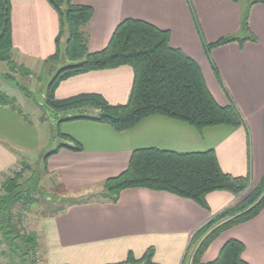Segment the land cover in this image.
I'll use <instances>...</instances> for the list:
<instances>
[{"label": "crops", "instance_id": "crops-1", "mask_svg": "<svg viewBox=\"0 0 264 264\" xmlns=\"http://www.w3.org/2000/svg\"><path fill=\"white\" fill-rule=\"evenodd\" d=\"M10 44L15 62L37 71L65 47L58 16L47 0H8ZM92 14L80 31L86 50H103L117 26L138 20L169 33V46L199 67L216 103L232 101L242 124L197 130L185 122L150 116L132 128L116 132L96 122L89 105L67 113L58 122L53 140L60 148L43 165V173L66 192L91 191L124 172L136 150L156 149L178 154L213 151L220 169L232 177H248L249 192L264 176V5L249 8L248 25L256 42H232L206 53V45L222 38L242 39L239 0H70ZM48 62V61H47ZM133 71L129 66L70 76L53 89V100L64 102L96 96L110 106L127 103ZM74 110V109H72ZM83 117V119H82ZM79 118V119H73ZM73 119V120H72ZM48 134H44V138ZM52 141L50 146H53ZM37 127L16 108L0 106V188L16 167L36 163L45 154ZM47 145V144H46ZM45 145V146H46ZM52 148V147H51ZM51 150V151H53ZM50 151V149H49ZM48 152V151H47ZM246 195V194H245ZM215 191L205 197L206 208L176 195L146 188L126 189L116 202L60 204L40 219L34 234L42 264H124L153 253L152 264H183L194 235L212 218L243 197ZM1 239V238H0ZM230 240L244 247L246 264H264V209L251 221L222 232L205 250L201 263L213 262ZM2 241V240H1ZM0 241V248L4 245ZM145 264V263H139Z\"/></svg>", "mask_w": 264, "mask_h": 264}, {"label": "trees", "instance_id": "trees-1", "mask_svg": "<svg viewBox=\"0 0 264 264\" xmlns=\"http://www.w3.org/2000/svg\"><path fill=\"white\" fill-rule=\"evenodd\" d=\"M55 10L60 26V35L68 30V38L63 57L70 62L56 72L47 85L46 101L53 110H72L93 106L98 115L92 120L109 125L114 131L128 130L141 120L150 116H164L185 122L197 130L208 127H238L242 118L232 101L225 107L219 106L208 91L198 65L180 50L169 46V33L154 26L138 21L125 20L113 32L107 46L96 53L86 50V36L80 31L91 17L87 7L74 6L70 0H47ZM237 1V0H233ZM263 4L264 0H248L241 15L240 28L242 39L227 37L206 45V53L211 49L237 42L240 46L246 42H256L248 25L249 8ZM10 44V19L8 0H0V45ZM57 50L48 62L59 60ZM45 63H48V62ZM129 66L133 71L132 86L127 103L110 106L96 96L78 97L64 102L53 100V89L64 79L90 71ZM14 102L0 94V106L13 107ZM79 119V118H73ZM72 119V120H73ZM83 119V117H82ZM64 121L60 120L59 122ZM67 148L81 151L80 146H59L37 159L43 166L45 161L58 149ZM21 171L0 188V237L6 245L0 258L9 264H36V260L27 262V257L37 248L35 234L26 235L19 230V217L11 214L17 206H32L37 203L39 176L31 174L24 177L27 167L20 165ZM60 187V186H56ZM102 191L64 205H78L90 202H116L119 194L132 188H146L167 192L191 200L206 208L205 197L215 191L228 192L235 197L245 195L249 190L248 177H232L219 167L213 151L204 153L178 154L156 149L136 150L132 153L127 169L102 184ZM66 192V190L64 191ZM41 198L49 199L41 194ZM54 199V198H53ZM55 200V199H54ZM264 209V176L260 184L236 205L231 206L212 218L193 238L202 231L216 228L201 243L194 264H202L201 258L208 246L224 231L254 219ZM192 238V240H193ZM192 242V241H191ZM243 245L235 240L228 241L220 250L218 257L208 264H246L241 255ZM151 250L135 261L130 256L124 264H152ZM42 262V261H41Z\"/></svg>", "mask_w": 264, "mask_h": 264}, {"label": "rangeland", "instance_id": "rangeland-1", "mask_svg": "<svg viewBox=\"0 0 264 264\" xmlns=\"http://www.w3.org/2000/svg\"><path fill=\"white\" fill-rule=\"evenodd\" d=\"M239 1L243 5L246 4L248 0ZM64 32L69 35L68 30H64ZM63 50L64 48L60 51L61 58L59 60L42 64L43 66L40 70L29 71L15 62L16 60L12 54V49H8L5 42L0 45V94L4 95L10 101H13V107L20 111L22 115L27 118V121L38 128L41 134V142L47 144H45L46 146L43 145L45 147L44 152L49 151V149L51 151L58 145L53 140V137L57 135V121L62 116H65L67 113L74 116L85 117L94 115L93 112L75 111V109L57 111L49 108L47 105L46 93L48 83L59 69L70 63L63 57ZM45 133H47L48 136L44 138ZM52 141L54 142L52 144L53 146H50ZM25 167H27L28 170L23 173L24 177L28 178L31 174L39 176L41 186L37 190L36 198L38 201L36 204L32 206H17L11 210V214L20 218L18 219L19 230L26 235L33 234L34 228L38 226L40 219L51 212H55L58 205L77 201L80 198L102 191V188H100L91 191L80 190L64 192V190L56 187L57 185L55 182H51L52 178L44 175L43 166L37 164V162L28 163ZM17 169L21 171L22 167H16L14 172H16ZM41 194L47 197L49 201H44V199L41 198ZM246 195L248 194L246 193ZM216 226L217 225H214L210 227V229L202 231L199 236L197 235L193 238L183 264H194L196 259L195 255L201 243L204 242V239L216 228ZM1 240L2 239H0V241ZM1 243L4 247L0 248V252L3 253L7 251V248L3 241H1ZM151 254L153 255L152 252ZM3 257L5 261L1 259V264H9L7 256L4 255ZM27 258V262L29 260H36V264H42V262L40 263V261H42V254L38 248L34 249ZM37 260L39 263H37ZM14 263L20 264L19 260H14Z\"/></svg>", "mask_w": 264, "mask_h": 264}, {"label": "built area", "instance_id": "built-area-1", "mask_svg": "<svg viewBox=\"0 0 264 264\" xmlns=\"http://www.w3.org/2000/svg\"><path fill=\"white\" fill-rule=\"evenodd\" d=\"M19 171H20V169H17V170H16V172H19ZM13 173H14V172H13ZM12 176H13V174H12ZM12 176H11V177H12ZM1 262H2V260H1V258H0V264H1ZM37 263H39L38 260H37ZM40 263H41V261H40Z\"/></svg>", "mask_w": 264, "mask_h": 264}]
</instances>
